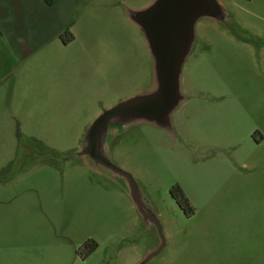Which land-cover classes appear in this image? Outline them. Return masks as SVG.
<instances>
[{
  "label": "rangeland",
  "instance_id": "1",
  "mask_svg": "<svg viewBox=\"0 0 264 264\" xmlns=\"http://www.w3.org/2000/svg\"><path fill=\"white\" fill-rule=\"evenodd\" d=\"M154 1L49 0L42 22L0 21L15 58L0 82V264H139L162 245L127 182L81 154L104 110L154 86L129 17ZM218 1L229 19L198 22L173 131L109 140L163 227L146 264H264V0Z\"/></svg>",
  "mask_w": 264,
  "mask_h": 264
},
{
  "label": "water",
  "instance_id": "2",
  "mask_svg": "<svg viewBox=\"0 0 264 264\" xmlns=\"http://www.w3.org/2000/svg\"><path fill=\"white\" fill-rule=\"evenodd\" d=\"M129 17L144 33L152 53L154 86L104 110L89 127L81 154L89 156L97 167L124 179L138 211L149 225L156 226L162 245L139 263L146 264L165 247L163 227L132 174L112 162L109 140L139 124L173 131V113L187 99L182 90V75L196 44V26L205 18L226 24L229 14L218 0H155L146 8L130 10Z\"/></svg>",
  "mask_w": 264,
  "mask_h": 264
},
{
  "label": "crops",
  "instance_id": "3",
  "mask_svg": "<svg viewBox=\"0 0 264 264\" xmlns=\"http://www.w3.org/2000/svg\"><path fill=\"white\" fill-rule=\"evenodd\" d=\"M48 1L0 0V21L42 22L45 20L43 19L46 13L45 7L50 3ZM4 36L5 33L0 29V82L10 75L15 61L11 49L4 41Z\"/></svg>",
  "mask_w": 264,
  "mask_h": 264
},
{
  "label": "trees",
  "instance_id": "4",
  "mask_svg": "<svg viewBox=\"0 0 264 264\" xmlns=\"http://www.w3.org/2000/svg\"><path fill=\"white\" fill-rule=\"evenodd\" d=\"M86 248V247H85ZM84 250H87V249H83V250H80L79 252H78V254L79 255H82L83 254V252L82 251H84ZM94 249L92 248V249H90L88 252L90 253L91 251H93Z\"/></svg>",
  "mask_w": 264,
  "mask_h": 264
}]
</instances>
